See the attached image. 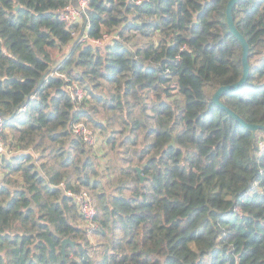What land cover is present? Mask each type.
Here are the masks:
<instances>
[{"label":"trees","instance_id":"obj_1","mask_svg":"<svg viewBox=\"0 0 264 264\" xmlns=\"http://www.w3.org/2000/svg\"><path fill=\"white\" fill-rule=\"evenodd\" d=\"M78 1L0 0V264H264V129L214 101L243 76L229 0H89L67 26ZM232 14L250 73L220 102L264 126V0Z\"/></svg>","mask_w":264,"mask_h":264},{"label":"built area","instance_id":"obj_2","mask_svg":"<svg viewBox=\"0 0 264 264\" xmlns=\"http://www.w3.org/2000/svg\"><path fill=\"white\" fill-rule=\"evenodd\" d=\"M137 2H141V0H137ZM88 7L89 0H79L77 6H70L62 12L61 19L66 23L67 26L84 23V28H87V25L85 24V15ZM110 39L111 36L109 35H104L101 40L91 39L87 35H85L82 38V41H88L97 46H103L104 43L109 41ZM69 90L71 93V97L76 102H82L85 99V91L78 84H72L71 86H69ZM5 130L6 120L2 115H0V156L6 152L5 146L2 142V136ZM73 131L82 139L87 147L97 148L100 146L101 140L98 137V134L95 133L84 121L76 122L73 126ZM260 148V153H262L264 151V141L260 143ZM68 195L72 196L74 200L79 204L81 215L88 222L89 229H91L89 230V236L92 238L94 230L97 227V224L94 222L96 218V207L93 197L85 190L79 193L68 192Z\"/></svg>","mask_w":264,"mask_h":264},{"label":"water","instance_id":"obj_3","mask_svg":"<svg viewBox=\"0 0 264 264\" xmlns=\"http://www.w3.org/2000/svg\"><path fill=\"white\" fill-rule=\"evenodd\" d=\"M239 1L240 0H229L228 5H227V19H228V24H229V28H230L231 32L239 39V41L241 42V44L243 46V54H242L243 76L239 82H237L233 85L220 87L214 95V101L216 103H218L221 107H223L225 110H227V112L231 116H233L238 122H240L243 126H245L246 128L253 131V133H255L258 129H264V126L247 123L244 119H242L240 116H238L236 113H234L231 109H229L228 107H226L225 105H223L220 102V98L224 92L229 91V90H233L236 88H240L243 85H245L247 80H248L249 73H250V66H249V61H248L249 45H248V42L245 39V37L237 29L236 24L234 22L233 14H232L234 7L236 6V4ZM18 8H19V6H16V9H18ZM138 171H139V173L141 172V170L139 168H138ZM141 181L142 182L144 181L143 176H141ZM68 244L75 246V242L72 241L70 238H66L63 240V242H62V255H63L64 259L66 258V247Z\"/></svg>","mask_w":264,"mask_h":264},{"label":"rangeland","instance_id":"obj_4","mask_svg":"<svg viewBox=\"0 0 264 264\" xmlns=\"http://www.w3.org/2000/svg\"><path fill=\"white\" fill-rule=\"evenodd\" d=\"M189 149L192 150V151L194 150V148H191V147H190ZM190 152H191V151H190Z\"/></svg>","mask_w":264,"mask_h":264}]
</instances>
